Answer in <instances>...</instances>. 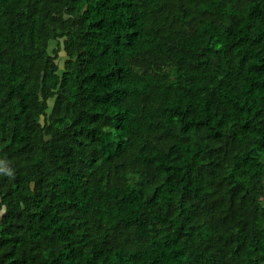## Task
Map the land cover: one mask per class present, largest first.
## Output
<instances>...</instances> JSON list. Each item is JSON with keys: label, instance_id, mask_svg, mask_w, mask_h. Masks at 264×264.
<instances>
[{"label": "trees", "instance_id": "16d2710c", "mask_svg": "<svg viewBox=\"0 0 264 264\" xmlns=\"http://www.w3.org/2000/svg\"><path fill=\"white\" fill-rule=\"evenodd\" d=\"M0 264H264V0H0Z\"/></svg>", "mask_w": 264, "mask_h": 264}, {"label": "clouds", "instance_id": "9594fccd", "mask_svg": "<svg viewBox=\"0 0 264 264\" xmlns=\"http://www.w3.org/2000/svg\"><path fill=\"white\" fill-rule=\"evenodd\" d=\"M6 175H8V176H11V175H12V173H11V172H8Z\"/></svg>", "mask_w": 264, "mask_h": 264}, {"label": "rangeland", "instance_id": "374dc122", "mask_svg": "<svg viewBox=\"0 0 264 264\" xmlns=\"http://www.w3.org/2000/svg\"><path fill=\"white\" fill-rule=\"evenodd\" d=\"M54 46H55V44L52 45V47H54ZM63 62H64V59H63ZM63 62H62V63H63Z\"/></svg>", "mask_w": 264, "mask_h": 264}]
</instances>
